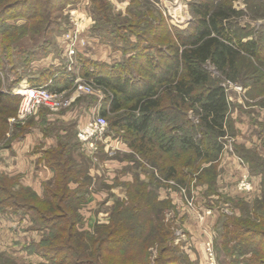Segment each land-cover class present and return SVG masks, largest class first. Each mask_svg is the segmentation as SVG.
Returning <instances> with one entry per match:
<instances>
[{"label":"trees","instance_id":"trees-1","mask_svg":"<svg viewBox=\"0 0 264 264\" xmlns=\"http://www.w3.org/2000/svg\"><path fill=\"white\" fill-rule=\"evenodd\" d=\"M77 1L0 0L2 52L24 50V38L40 41L50 31L54 12ZM233 1H190L192 21L185 29L160 21V32L153 30L151 34L159 42L150 47L151 53H147L148 47L136 45L129 53L123 50L126 56L121 60L81 59V75L107 94L100 113L108 117L110 128L122 133L115 138L130 149L125 157L139 166L146 180L133 174L124 184L125 197L114 202L108 222L93 231L78 230V209L88 193L89 175L84 173L85 181L77 178L71 156L73 149L82 145L76 138V121H69L73 128L70 135L39 122L44 135L57 137L56 146L43 151L42 159L54 173L52 181L44 185L43 196L27 187L14 189L12 179L0 176V212L28 218L30 229L40 233L38 240L25 245L26 252L45 260L37 264H172L162 254L170 250L169 242L174 238L170 227L173 219L165 217L167 205L174 206L169 198H159L152 180L159 173L156 177L160 180L183 184L193 175L191 170H199L202 176L210 172L209 182L198 175L199 183L209 188L207 196L217 192L218 158L225 136L235 130L222 80L239 81L250 98L264 95V27L247 38L248 32L238 25L243 12L234 8ZM92 3L98 18H109L104 0ZM255 8L264 11V4ZM15 19H23V23H8ZM135 36L139 42L144 40L140 34ZM207 64L222 79L214 78ZM75 76V71L66 67L61 71L44 68L28 81L33 86L49 83L51 90L62 91L71 88ZM19 101V95L2 90L0 71V138ZM40 121L51 124L43 115ZM30 123L32 120L19 126ZM262 144L264 147V140ZM249 151L236 149L249 169L260 176L261 192L250 205L226 198L241 211L238 216L226 214L216 241L229 257L228 264H264V157ZM153 249L157 255L151 258ZM247 254L250 256L244 260ZM0 264L19 263L0 253Z\"/></svg>","mask_w":264,"mask_h":264},{"label":"rangeland","instance_id":"rangeland-1","mask_svg":"<svg viewBox=\"0 0 264 264\" xmlns=\"http://www.w3.org/2000/svg\"><path fill=\"white\" fill-rule=\"evenodd\" d=\"M190 1L195 0H104L108 19L98 18V12L92 0H79L73 4H67L54 12V21L50 31L37 43L24 38L21 40L24 50L21 51L16 48L11 54L2 52L0 47L2 88L7 93L16 95L15 89L22 88L26 84L30 85L28 78L38 75L42 69L61 71L67 63L65 35L73 24L80 26L82 30L80 31V37L84 41V43H79L77 46L73 70L76 73L75 77L80 76L85 81L92 79L81 75L83 68L81 59L97 62L121 60L126 56L122 51L127 50L129 53L136 45L141 46V49L148 47L147 53H151L150 47L159 43L151 38V34L154 32L153 30L160 32L157 27L160 21L164 20L179 29H185L192 21L189 9ZM250 1L252 2L247 0L233 1L234 8L243 12L242 16L238 18V25L248 32L247 38L255 36L258 29L264 27V11L255 8L263 5L264 0ZM257 1L260 3H256ZM135 13H137L136 16ZM137 19L145 22L140 23ZM8 23L19 25L23 23V19L9 20ZM130 23H133L131 27L129 26ZM124 27L129 29L125 30ZM136 34L142 35L144 40L139 42L135 36ZM2 37L3 35H0V38ZM131 53L134 52L131 51ZM206 68L214 78L222 79V76L217 73L213 66L207 64ZM222 84L225 85L231 102L230 115L234 119L235 130L233 135L225 136L224 152L219 161L221 168L218 174L217 192H212L207 197V186L199 183L201 182L199 176L202 173L199 170H191L193 175L191 178H187V176L188 181L185 180L183 184H178L173 180H160L156 177L160 176L159 173L152 180V186L155 187L158 195L160 194L159 197L171 198V203L174 206L172 208L171 205H167L168 210L165 215L166 220L173 219L171 224L169 221L168 223L174 233L173 240L169 242L171 244L170 250L162 254L167 256L168 263L171 261L172 264H228L229 257L219 250L216 241L222 231L221 224L225 220L226 214H234L235 212L241 215V211L233 202L227 201L225 195L232 196L234 201L246 200L249 205L253 199L260 196V182L257 190L256 186L253 185V183H257L254 176L250 173H247L246 177L242 176L240 168H238L239 166L242 167V164L237 159L232 162L231 156L233 151L236 152V149L242 151L246 149L240 143H245L247 147L254 146L256 150L261 146L256 142V133L259 131L264 134V101L262 100L264 95L248 97L247 92L241 89L243 86L239 81L229 82L223 79ZM71 92L72 86L66 96L73 95ZM105 101L107 102V94L105 95L102 90L94 86L92 93L76 96L67 106L57 110L41 107L30 117L39 116L40 118L43 115L45 118L51 119V124H57L51 125L40 121L43 127L51 128L52 131L63 129L62 133L66 130L70 135L73 128L70 127L68 120H75L81 124L97 115H102L100 111L102 106L105 105ZM234 103L240 104L242 108L234 106ZM258 112L260 120L254 118ZM244 113L249 114L251 118H247ZM30 117L24 120L26 122L32 120ZM104 117L107 121V128L104 133L106 137L104 140L97 142L96 150L89 151L81 145L77 149L74 148L71 154L74 158L77 178L85 181L84 173L87 172L89 175L88 193L78 209L80 217L77 222L78 230L93 231L95 226L108 222V216L114 202L125 197L124 184L132 179L133 174H139L141 180H146V176L140 173L136 163L125 157L127 155L125 151L110 146V143L114 142V137L122 133L110 128L108 117ZM249 119L251 122V119H253L255 123L251 125ZM65 120L68 122L65 123ZM259 121L263 124V128L256 124ZM38 123L34 122L39 126ZM31 125L32 123L29 127ZM34 126L36 125L31 127L35 128ZM76 129V138L78 139L77 132L80 128L76 127ZM240 136L246 138L247 141L243 142L241 139L240 142H236ZM4 139L0 138V144ZM105 140L109 143L107 149ZM261 148L263 147L261 146ZM256 150L251 151L261 156V152H256ZM241 160L243 159L241 158ZM252 174L255 173L252 172ZM200 178L207 179L206 182H209L211 173H204ZM235 187H237L236 190ZM198 207H201V209L199 210ZM207 208L211 209V214L202 213V210ZM196 218L202 221V227L206 231L202 235L198 232L195 223ZM29 223L31 225L30 221L24 222L25 225H29ZM17 227L18 225L8 221L0 223V253L14 257L19 264L45 262L38 256L41 259L39 261L36 254L21 251L14 243L16 239L14 237L17 233L13 229ZM26 235V240L38 238V234L34 231H27ZM169 243L167 244L169 245ZM156 255L157 251L153 249L151 258ZM249 256L250 254L244 256V260Z\"/></svg>","mask_w":264,"mask_h":264},{"label":"crops","instance_id":"crops-1","mask_svg":"<svg viewBox=\"0 0 264 264\" xmlns=\"http://www.w3.org/2000/svg\"><path fill=\"white\" fill-rule=\"evenodd\" d=\"M241 89L243 91L246 90L245 87H242ZM2 90L4 91L3 88H2ZM66 90H69V89H66ZM227 97H228V94H227ZM228 99H229V97H228ZM229 101H230V99H229ZM244 114L247 115V118H251V117H249V114H246V113H244ZM231 117H232V115H231ZM259 117H260V114L258 112V114H256L254 116V118L258 119ZM30 118H32V120H34L35 123L40 122L39 116H33ZM251 120H252V122L250 121V119H249V122L251 125H253L255 122H253V119H251ZM259 120H260V118H259ZM68 121H72V120L70 119ZM68 121L65 120V123ZM89 121L90 120H87L85 122L81 121L82 122L81 124L76 122L77 128H80V129L83 128ZM7 122H8V120H7ZM24 122H26V121L24 120V121H20L18 123H14V124H10L8 122V129L2 137L5 139L2 142V144H0V146H1V150H0V176H3L7 179H12L15 182V184H13L14 189L18 188L19 186L27 187V188H30L31 190H33L39 197H42L44 185L46 183L52 181L53 176H54L53 171L44 163V160L42 159L43 151L47 148L56 146L57 137L55 135H44L40 129V126H38L37 124H34V122L32 123L31 126L36 125L37 127L34 126L35 128H32L31 126L29 127V125L31 123L27 126H23L22 128H20L19 125L23 124ZM256 124L259 125V127L263 128L262 127L263 124H261L260 121L256 122ZM241 139L243 140V142L247 141L246 138H243L242 136H240L238 138V141H236V142H240ZM263 140H264V134H262L258 131L256 133V142L261 144V146L263 147V144H262ZM113 141L114 142L110 143V146L115 147L118 150L125 151L126 152L125 154H129L131 152L130 149L127 147V145L124 142H122L119 138L114 137ZM107 143H108L107 140H105L106 149L108 148V145H109V143L108 144ZM46 144H47V146H45ZM240 144L244 145V147L248 150H256L255 149L256 147H254V146L247 147V145L245 143L244 144L240 143ZM257 145H255V146H257ZM261 146H259L257 148L256 152L260 151L261 153L260 152H258V153H260L261 156H264V147L261 148ZM223 152H224V150L221 152V154L218 158V174H219L220 168H221V166H220L221 164L219 163V161L221 160ZM231 159H232V162L233 161L235 162V160L237 159L242 164V167H240V166L238 167V168H240V172L242 173V176L246 177L247 173L248 174L250 173L251 175L254 176V180L257 181V183H253V185H255L256 189L258 190V186H259V182H260V176L257 174H252V172L249 169L247 162H244L243 160H241V157L235 151H233ZM137 167H138V169H140L139 166H137ZM140 173L143 174V172L141 170H140ZM218 174H217V178H216V186L217 187H218V177H219ZM143 175H145V174H143ZM239 178H240V176H239ZM239 178H238V180H239ZM236 188L237 187H235V190H236ZM209 196H207V197H209ZM225 197H229V198L233 199L232 196L225 195ZM159 198L164 199L167 197H159ZM170 200H172V199L170 198ZM198 208H199V210L201 209V207H198ZM210 208L203 209L202 213L203 214L206 213L207 215L211 214L212 212H211ZM229 214H231V213H229ZM234 215L238 216V213L234 212ZM3 216H5V217H3ZM4 221H8V222H11L12 224L18 225L17 228L13 229V231H15L17 233L16 237H14V238H16L14 243L18 246V248L21 251H23L25 253H26L25 245H27V243H29L30 241L38 240L40 237L39 232H37L36 230L30 229V226H29L30 223H29V225L24 224V222L26 223V222L30 221L28 218H21V217H18L16 215H9V214H6L4 212H0V223L4 222ZM195 221H196L195 223L197 224L198 232L200 235H202V233L206 232L205 229L202 227V221H199L198 218H196ZM23 225L25 227H22ZM27 231L28 232L34 231L36 234H38V238L26 240L27 238H25V237L27 236L26 235ZM4 249H6V248H4ZM36 257H38V256H36ZM40 260L41 259L39 258V261Z\"/></svg>","mask_w":264,"mask_h":264},{"label":"built area","instance_id":"built-area-1","mask_svg":"<svg viewBox=\"0 0 264 264\" xmlns=\"http://www.w3.org/2000/svg\"><path fill=\"white\" fill-rule=\"evenodd\" d=\"M81 28L78 24L73 26L66 33V52L67 63L65 65L67 71L73 70L76 59V50L79 43H84L80 37ZM49 83L43 85H29L26 84L22 88L15 89V94L19 95L20 101L16 114L8 118L10 124L18 123L30 117L41 107H47L51 110H57L61 107L67 106L78 95L92 93L93 87L96 86L92 80H83L80 76L74 78L72 85V94L67 97L69 90L54 91L48 86ZM99 90L102 88L96 86ZM103 91V90H102ZM105 94V93H104ZM107 121L103 115H97L91 119L83 128L77 132V137L82 143L83 147L89 151H95L97 142L105 138ZM1 150V146H0ZM211 253V252H210Z\"/></svg>","mask_w":264,"mask_h":264}]
</instances>
